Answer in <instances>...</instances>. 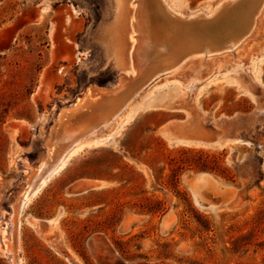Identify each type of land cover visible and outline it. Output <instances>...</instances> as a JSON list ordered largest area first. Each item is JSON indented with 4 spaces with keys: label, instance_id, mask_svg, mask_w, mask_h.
Instances as JSON below:
<instances>
[{
    "label": "rangeland",
    "instance_id": "1",
    "mask_svg": "<svg viewBox=\"0 0 264 264\" xmlns=\"http://www.w3.org/2000/svg\"><path fill=\"white\" fill-rule=\"evenodd\" d=\"M130 1L0 0V31L9 30L0 54V264H11L2 234L30 175L22 160L37 166L55 140V114L91 86L113 89L130 68ZM168 1L191 15L221 0ZM66 16L79 24L69 62L53 59L50 38ZM175 61H154L124 86L112 99L130 97L121 121L21 207L17 264H264V15L235 51L162 71L138 90ZM45 71L59 81L42 104L33 95ZM34 219L55 227L47 241Z\"/></svg>",
    "mask_w": 264,
    "mask_h": 264
},
{
    "label": "bare ground",
    "instance_id": "2",
    "mask_svg": "<svg viewBox=\"0 0 264 264\" xmlns=\"http://www.w3.org/2000/svg\"><path fill=\"white\" fill-rule=\"evenodd\" d=\"M134 2H129V7L134 11L129 18V70L120 74L113 89L91 86L70 106L61 108L54 117L55 140L51 144L52 147L46 146L43 160L35 167L22 160L24 171L30 175L26 178L14 206L12 205L13 213L9 212L2 234L4 248L11 257V264H17L13 236L19 210L32 195L45 186L51 175L62 170L71 157H75L76 153L89 146V139H94L100 130L108 129L121 121L125 110L131 106L128 105L130 97L125 99L120 95L122 98L120 97L119 103H112V99L126 90L124 86L130 83L133 85L132 82L141 76L145 68L154 66V61L157 60L161 63L176 61L169 68L153 73L138 90L152 83L162 71L171 75L196 60H210L235 51L254 33L264 15V0H221L208 13L197 12L198 14L191 15H184L176 10L168 0H139L136 1V6ZM192 19L196 21L192 23ZM74 21L66 16L64 23L58 18L52 24L50 38L54 60L70 61L72 35L79 25ZM201 22H204L202 27H198ZM58 81V74L45 71L41 75L40 86L33 99L37 97L44 104L51 95L52 84ZM110 101L112 104L108 105ZM53 111L49 109L50 114ZM36 171L43 172L32 186V174ZM29 224L44 241L54 234L53 225H43L38 219Z\"/></svg>",
    "mask_w": 264,
    "mask_h": 264
},
{
    "label": "water",
    "instance_id": "3",
    "mask_svg": "<svg viewBox=\"0 0 264 264\" xmlns=\"http://www.w3.org/2000/svg\"><path fill=\"white\" fill-rule=\"evenodd\" d=\"M8 36H9V30H4L0 33V54L7 51L6 40H7ZM43 106L44 105H42V108H43Z\"/></svg>",
    "mask_w": 264,
    "mask_h": 264
}]
</instances>
